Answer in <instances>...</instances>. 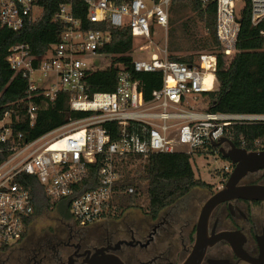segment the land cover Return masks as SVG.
<instances>
[{"label": "built area", "instance_id": "built-area-1", "mask_svg": "<svg viewBox=\"0 0 264 264\" xmlns=\"http://www.w3.org/2000/svg\"><path fill=\"white\" fill-rule=\"evenodd\" d=\"M82 1L87 6L88 22L106 23L114 29L128 27L133 38L142 42L151 41L156 28L166 33L173 2L130 0L115 5L107 0ZM247 1L255 26L264 20V0H201L203 5H216L217 37L229 59L237 52L238 19ZM40 14L38 0H0V27L13 32L22 30ZM57 20L62 21L65 29L52 51L37 57L30 54L27 46L15 45L1 61L3 67L27 81V101L26 106L22 101L0 120V251L20 242L26 221L33 213L30 194L17 181L22 174L36 177L45 192L53 200H59L75 196L88 165L97 162L99 187L78 194L70 204L75 221L86 226L107 213L118 179L117 157L155 153L193 155L211 145V140L218 142L225 129L234 123L264 122V117L233 116L208 109L195 111L191 100L197 103L204 92L213 91L216 85L215 54H203L196 65L187 66L169 61L165 47L162 58L133 59L135 73L162 76L161 87L149 98L141 92L139 81L123 69L113 93L89 95L85 79L89 71L96 69L89 68L84 58L97 54L111 41V36L104 31L84 29L68 3L60 7ZM146 48L141 47L140 51ZM60 92L70 95L71 110L88 115L23 143L21 135L13 130V112L24 111L31 128L38 112L53 103ZM15 116L18 125L20 117ZM106 125H111V129Z\"/></svg>", "mask_w": 264, "mask_h": 264}, {"label": "trees", "instance_id": "trees-1", "mask_svg": "<svg viewBox=\"0 0 264 264\" xmlns=\"http://www.w3.org/2000/svg\"><path fill=\"white\" fill-rule=\"evenodd\" d=\"M130 0H107L121 5ZM73 7V16L80 20L86 30H100L110 34L111 41L100 48L99 54L109 57V66L96 69L86 76V92L113 93L117 87L121 69L139 81L145 98L162 85L158 73H135L133 71L134 38L128 27L114 29L106 23H90L86 18L87 6L82 0H38L41 14L18 32L0 27V120L23 101L26 106L27 81L1 64L3 56L15 45H25L33 56H44L59 43L60 34L65 29L57 14L63 4ZM166 47L171 62L194 66L203 54L216 55L214 76L217 88L204 92L200 98L207 99V109L212 113L245 117H264V20L257 25L251 23L250 4L247 1L238 19L240 32L237 52L229 59L223 53L216 31V5L205 4L201 0H173L169 8ZM177 31L188 34L190 43L184 56L176 43ZM152 34L154 30H151ZM70 95L60 92L55 101L45 105L39 112L33 127L29 128L24 111L13 112V130L21 135L23 143L65 125L69 121L85 118L87 112L71 110ZM17 114L20 124H15ZM111 129V125L106 128ZM223 138L237 148L248 152L264 150V122H237L225 129ZM115 139L112 136V140ZM1 146V144H0ZM215 155V148L207 145L193 155L177 153H155L147 156L127 155L115 159L117 182L114 185L109 207L104 218L119 219L128 210H139L155 218L158 213L205 183L195 176L192 168L194 156ZM222 170L213 173L220 174ZM99 164L87 167L82 182L76 188L75 196L99 187ZM229 177V175H228ZM18 183L30 194L33 213L26 221V230L36 220L70 221V204L75 196L53 200L34 176L22 174ZM130 190L132 192L130 193Z\"/></svg>", "mask_w": 264, "mask_h": 264}, {"label": "flooded vegetation", "instance_id": "flooded-vegetation-1", "mask_svg": "<svg viewBox=\"0 0 264 264\" xmlns=\"http://www.w3.org/2000/svg\"><path fill=\"white\" fill-rule=\"evenodd\" d=\"M222 149L229 151L226 144ZM213 157L224 164L215 183L202 180L203 187L192 189L155 218L128 210L119 219L101 218L86 226L73 217L45 222L37 230L31 224L16 246L0 251V264H114L117 259L122 264H184L203 231L206 203L235 169L218 148ZM251 185H264V168L238 183ZM130 212L136 217L127 216ZM206 216L208 243L200 264H264V200L229 199Z\"/></svg>", "mask_w": 264, "mask_h": 264}, {"label": "water", "instance_id": "water-1", "mask_svg": "<svg viewBox=\"0 0 264 264\" xmlns=\"http://www.w3.org/2000/svg\"><path fill=\"white\" fill-rule=\"evenodd\" d=\"M264 49V45H263ZM209 114V112H208ZM210 115V114H209ZM211 117V116H210ZM212 119V118H211ZM213 122V120H212ZM215 129L216 125L213 122ZM210 138V134H209ZM211 140V139H210ZM211 146L218 148L223 158L230 160L235 164V169L229 176L225 187L214 194L211 199L206 203L204 208V215L202 220L203 231L200 230L196 244L193 251L187 261L184 264H200L204 250L208 242L205 237V223L206 215L219 203L233 199L243 198L248 200H264V185H251V186H238L239 181L245 177L248 173H254L264 168V151L262 152H247L245 149L237 148L226 138H219L218 142H212ZM226 144L229 147V151L225 153L222 146ZM201 222V221H200ZM201 228V224H200ZM255 263V262H253ZM114 264H122L118 259Z\"/></svg>", "mask_w": 264, "mask_h": 264}, {"label": "rangeland", "instance_id": "rangeland-1", "mask_svg": "<svg viewBox=\"0 0 264 264\" xmlns=\"http://www.w3.org/2000/svg\"><path fill=\"white\" fill-rule=\"evenodd\" d=\"M191 38L188 34L182 31H177V39L176 43L178 47L181 48V51L176 52L175 54L184 56L188 52L186 51L189 47V43ZM170 40L167 39V30L166 33L161 28L155 29V35L152 37L151 41H139L134 40V51L133 55L136 59H158L163 57L162 50L165 47H168ZM141 47H147L145 50L140 51ZM167 53H169L167 51ZM85 63L89 68L93 69H105L109 66L110 59L105 54H90L84 58ZM217 88L215 85L214 89ZM207 99L202 100L200 97L197 99V103L191 100V104L194 107L195 111H204L207 109ZM190 110V109H189ZM192 168L195 173V176L208 184H213L217 180L216 173H213L214 170H220L224 164L218 157H213V155L205 154L203 156H194L192 159ZM212 171V172H211ZM221 174V172H220ZM219 174V175H220ZM201 193L198 194V197ZM191 201V200H190ZM190 201H188L190 203ZM131 214L128 213L127 216ZM131 217H136V215L131 214ZM51 219L47 221V219L40 218L32 223V227L36 230L45 226V222L50 223Z\"/></svg>", "mask_w": 264, "mask_h": 264}]
</instances>
